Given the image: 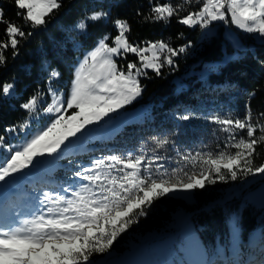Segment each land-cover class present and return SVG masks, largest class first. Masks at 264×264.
Wrapping results in <instances>:
<instances>
[{
  "label": "trees",
  "instance_id": "16d2710c",
  "mask_svg": "<svg viewBox=\"0 0 264 264\" xmlns=\"http://www.w3.org/2000/svg\"><path fill=\"white\" fill-rule=\"evenodd\" d=\"M172 2L182 3V0ZM198 8L199 5H184L181 15ZM0 9H3L6 20L23 26V16L17 15L15 0H0ZM98 10L108 11L110 16L100 22H90L87 31L78 34L74 30L75 24L88 13ZM137 10L147 15L148 0H63V7L47 29L36 30L28 42L22 43L16 59H12L11 49L5 53L8 61L5 66L0 67V84L14 82L16 88L15 95L11 98L5 99L0 94V136H5V144H13L26 136L21 126L30 116L20 105L37 92L44 95L46 104L49 103L51 97L47 94V74L53 68L61 76L50 86L68 89L78 56L93 47L105 34L115 36V19L128 21L131 32L127 35L132 43L163 40L174 48L190 44L185 53L173 58L174 68L165 65L163 75L157 76L151 69L146 70L147 77H140V83L144 86L142 95L123 109L127 113L122 115L121 120L111 127H103L104 131L97 135L88 136L86 133L90 130L82 136L77 135L76 143L64 148L58 157H45L36 167L30 166V171L21 174L23 181L20 186H14L17 184L13 180L10 186L12 192L6 199V206L10 208H5L6 212L0 222L5 223L7 219L9 225L18 224L24 217V212L26 216H33L37 209L46 210L52 206L47 202L43 205L39 203L43 199V193L60 192L69 186L77 189L86 181L75 177L74 172L89 166L94 159L110 155L123 158L129 154L133 157L144 155L146 158L160 156L163 159L157 163H162L164 169L155 172L156 165H152V171L159 176L165 170L171 173L173 169L185 167V162L180 159L181 154L210 152L215 156L225 150L227 134L221 132L219 126L208 123L204 117L209 114H230L232 117L243 118L245 102L251 92H255L250 101L253 123L257 122L258 114L264 112V42L244 38L247 48L236 50L224 33V24L219 25L211 38H203L202 28L199 26L190 28L181 25L176 17L167 24L146 23L136 15ZM5 27L6 25L0 24V40L7 39L4 36ZM65 36L71 37V43H61ZM128 60H135V57L129 54ZM118 62L122 66L127 64L123 59ZM137 109L145 111L128 116V112H135ZM189 110L195 114V119L184 122L175 118L177 114ZM259 123L264 124V117L260 118ZM13 125L17 126V131L6 133L5 129ZM241 135L246 138V133ZM257 135L260 133L257 132ZM165 137L169 142L157 148V142ZM227 151L234 153L236 149L229 148ZM0 152L5 154L2 149ZM253 164H264V142L257 146ZM196 173H199V168ZM25 174L29 175L25 177ZM111 174L121 175L115 170ZM249 177L250 175H238L235 181L229 178L227 182L217 180L215 184H206L205 188L196 190V202L193 204L186 203L182 197L175 195L154 199L147 206L146 215L132 216L135 222L129 225L126 232L118 235L110 252L122 253L128 250L133 241L152 230L160 236L166 235L174 225H180L175 222L174 213L183 208L191 213V221L197 224L195 236L198 237L201 250L205 252L200 263H205L214 253L230 254L235 236L229 216L243 202V197L233 193L231 188L242 185L245 191L255 186L254 180L259 182V174L256 179L246 183ZM237 229L242 236L240 253L244 257L246 252L243 244L248 242L252 234L257 232L264 235V217H261L260 208L245 203L239 215ZM223 243L225 249L218 250ZM108 255L94 254L93 258L100 260ZM166 262L162 264H168Z\"/></svg>",
  "mask_w": 264,
  "mask_h": 264
},
{
  "label": "snow or ice",
  "instance_id": "6c2138e0",
  "mask_svg": "<svg viewBox=\"0 0 264 264\" xmlns=\"http://www.w3.org/2000/svg\"><path fill=\"white\" fill-rule=\"evenodd\" d=\"M15 4L17 15L23 16V26L6 20L0 9V24L6 25L4 36L7 38L0 40V67L7 64L5 53L9 49L12 59H16L22 43L28 42L36 30L47 29L63 7V0H15ZM148 5L147 15L139 10L136 13L146 23L167 24L176 17L181 25L208 29L213 22H224L264 38V0H182V3L148 0ZM184 5H199V8L181 15ZM109 16L108 11H92L75 24L74 30L83 34L90 22H100ZM113 24L117 34H105L84 55L73 74L67 96L50 86L61 76L53 68L47 74V94L52 98L51 103L41 108L44 95L37 92L20 105L29 115L35 116L42 111L50 120L21 145L5 144V136H0V149L5 153L0 157V186L30 171V166L36 167L43 158L62 154L73 142L70 138H78V133L84 135L88 126L98 125L104 117L112 119L110 113H117L142 95L144 86L139 78L147 77V69L157 76L163 75L165 65L174 68L173 58L190 47L186 44L174 48L163 40L132 43L127 35L131 32L128 21L117 18ZM61 43H71V37L65 36ZM129 54L135 60H128ZM121 59L127 61L126 66L118 64ZM15 88L14 82L2 83L0 94L5 99L11 98ZM254 95L255 92L249 93L243 118L230 114L204 117L227 134L225 150L215 156L210 152L181 154L185 167L173 169L171 173L165 170L159 176L152 171V165H156L155 172H160L164 165L157 161L163 157H133L131 154L123 158L110 155L94 159L89 166L75 171L74 176L86 183L77 189L69 186L60 192H44L39 203L47 202L52 206L46 210L37 209L30 220L19 225L0 222V264H98L94 254H110L118 235L135 222L132 216L146 215L147 206L154 199L203 189L217 180L227 182L230 178L235 181L238 175H264V164H253L257 146L264 142V124L259 123L264 112L259 113L257 122L253 123L250 101ZM70 109L78 111L66 115ZM175 118L187 122L196 116L189 110ZM28 126L26 121L21 128ZM16 131L15 125L5 129L6 133ZM241 133H246V138ZM168 142L167 137L159 140L157 148ZM229 148L236 151L231 153L227 151ZM113 170L121 175H112Z\"/></svg>",
  "mask_w": 264,
  "mask_h": 264
},
{
  "label": "rangeland",
  "instance_id": "374dc122",
  "mask_svg": "<svg viewBox=\"0 0 264 264\" xmlns=\"http://www.w3.org/2000/svg\"><path fill=\"white\" fill-rule=\"evenodd\" d=\"M221 24H224V33L231 42V44L233 45V47L236 48V50L247 48V44L243 40L244 38H249V39L254 38L255 41L257 42H264V38H261L258 34L246 33L240 30L237 26L231 23H224V22H213L208 29H202V37L211 38L217 32V29ZM109 43L111 44V41H109ZM95 45L93 47H95ZM93 47L84 50L83 53L78 56L77 61L74 63V68H73L74 72L77 68L78 63L81 60H83L84 55L87 52H89ZM72 80L68 89L65 90V88H61V89L58 88V90L62 92L65 96H67L70 88L72 87ZM51 99L52 98H50L49 103H51ZM46 105H47L46 100L45 98H43V100L40 103V107L43 108ZM127 106L128 105H126L125 107ZM73 111H78V109H70L68 113H66V115H70ZM144 111L145 109H139V110L137 109L135 112H128L129 113L128 116L143 113ZM125 113L127 112L124 111L123 109L118 110L117 113H110L109 115L113 117L112 119H109L108 117H104L103 120L99 122L98 125L88 126L90 132L86 134H88V136L99 134L100 132L104 131L103 127L109 125L110 127L113 126L114 123L121 120L122 115H126ZM114 114H118V115L115 116ZM49 120H50V116L45 115L42 111L37 113L35 116L30 115L26 119V121L29 122V126L27 128H23L24 132L26 133L25 134L26 136L22 137L18 142H15L11 145L23 144L27 139H30L31 136L35 134V132L43 128L49 122ZM26 121H24L23 125L25 124ZM91 128H93V130H91ZM77 135H79V133ZM70 139H72L73 142L68 144L67 147L73 146L74 142L76 143V141L78 140V138H76V140L74 138H70ZM4 155L5 154H1L0 152V157ZM52 157L56 158L58 157V155L54 154ZM28 175L25 174V177H27ZM22 176L23 175H19L17 178L14 179V182H16L17 184L14 186L21 185V182L23 181ZM198 176L199 173L197 174V177ZM252 176L254 175H251L250 177ZM258 178H259V182L257 180H254L255 186L248 188L244 196V200L240 204V208H242L245 205V203L253 204L258 208H260L261 217H264V175L259 174ZM10 186H12L11 183L0 186V200H5L8 193L11 192ZM195 193L196 190L191 192H178L175 194V196L182 197L184 200H186V203L193 204L196 202ZM174 217H175V222L180 223V225H174V227L180 226V230H178L177 232L171 233L170 235L166 234L160 236L159 234L156 233V231L152 230L149 233H147L146 236L138 237L135 241H133L129 245L128 250H125L122 253H118V254H115V251H112L105 258L97 260L98 264H162L164 261H167L166 263L168 264H202L200 263V261H202V259L205 257V252L201 250L198 237L195 236L196 235L195 229L197 224L194 221H191V213L185 211L183 208H180L174 213ZM23 218L24 219L22 220V222L24 220H28V218L25 217ZM31 218L32 216L29 217V220ZM235 234H236L237 242L240 243L241 245L242 236L240 237V232L237 230ZM252 243L253 242L245 243L243 244V247H245V250H247L249 247L252 246L251 249L253 250V253L254 252L255 253L252 254L250 259L255 261V259L257 258L258 251L260 249H264V244H259L258 241H256V243H258L259 245H255V244L253 245ZM139 249L141 250L142 253L141 256L138 253ZM220 249L222 250L225 249L224 243L219 245L218 250ZM236 252L238 253V251ZM212 255H214L216 258L218 257L216 256L217 255L216 253ZM225 256L226 254L223 253L221 258L224 259ZM217 260L218 261L215 264H218L220 261L219 259ZM259 260L261 259H258V262L256 264H259L260 262ZM223 262L224 260H222V263Z\"/></svg>",
  "mask_w": 264,
  "mask_h": 264
},
{
  "label": "bare ground",
  "instance_id": "6f19581e",
  "mask_svg": "<svg viewBox=\"0 0 264 264\" xmlns=\"http://www.w3.org/2000/svg\"><path fill=\"white\" fill-rule=\"evenodd\" d=\"M256 176H257V174H255V175L252 176V177H256ZM252 177H250L249 179H251ZM247 181H248V180H247ZM241 188H242V185H239V186H237L233 191H234V192H237V193H240Z\"/></svg>",
  "mask_w": 264,
  "mask_h": 264
},
{
  "label": "built area",
  "instance_id": "2783aa9c",
  "mask_svg": "<svg viewBox=\"0 0 264 264\" xmlns=\"http://www.w3.org/2000/svg\"><path fill=\"white\" fill-rule=\"evenodd\" d=\"M252 178H255V177H252ZM252 178H251V179H252ZM240 193H241V190H240Z\"/></svg>",
  "mask_w": 264,
  "mask_h": 264
}]
</instances>
